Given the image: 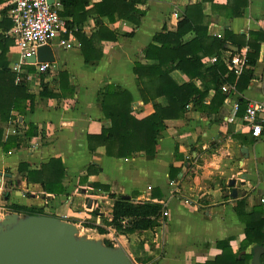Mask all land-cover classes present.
Wrapping results in <instances>:
<instances>
[{
  "label": "crops",
  "instance_id": "obj_1",
  "mask_svg": "<svg viewBox=\"0 0 264 264\" xmlns=\"http://www.w3.org/2000/svg\"><path fill=\"white\" fill-rule=\"evenodd\" d=\"M87 1L86 9L100 2ZM229 1L147 0L141 6L145 16L138 26L117 19L110 24L106 18L102 19L115 31L117 40L100 45V59L84 62L75 31L71 29L75 44L72 49L65 50L56 42L49 45L54 62L45 74L41 73L46 76L43 80L37 72H26L27 66H23L22 71L27 73L25 82L35 101L23 115L14 112L9 121L0 122L1 142L16 137L20 144L3 152L0 143V210H7L4 216L15 214L7 208L12 205L41 208L73 224L87 239L109 241L139 264H201L221 254L218 243L237 253L245 238V224L236 212L238 202H244L242 210L247 215L254 209H262L264 219V136L256 138L250 134L243 111L249 102L264 101V43L246 86L247 76L236 86L240 75L233 73L234 83L224 85L231 87L229 92L221 90L224 101L208 113L206 108L214 91L207 82L209 91L204 105H198L196 110L189 104L183 119L168 122L167 129L160 134L155 155L111 158L105 155L103 147L91 152L87 142L88 135L99 134L109 126L100 108L101 93L107 86L131 94L137 119L153 112L152 103L141 100L133 67L137 62L155 64L144 59L143 50L163 29L175 30L188 6L201 5L200 18L207 24L209 36L222 38L229 31L247 39L251 32H264V0H247L240 17H229ZM7 12L8 0H0V54L6 49V62L13 72L19 54L9 34L12 22ZM94 27V20L89 18L82 31L88 36ZM226 47L237 52L232 45ZM243 50L248 52L245 47L237 53ZM229 54L225 52L222 57ZM208 60L206 57L201 62L208 67L212 65ZM226 70L224 77L230 72L227 66ZM171 78L179 85L189 81L180 71L171 73ZM193 81L203 91L200 81ZM41 82L58 97H40ZM156 102L166 106L163 97ZM237 103H241L242 110L233 112ZM29 124L37 128L39 136L30 139L25 136ZM55 157L60 158L65 169L62 180L65 194L45 199L42 187L27 183L26 172L20 173L19 166L24 163L31 169H39ZM89 166L94 169L87 176ZM172 166L179 173L170 180ZM231 181L235 182L233 187L229 186ZM93 183L107 186L108 192L93 188ZM232 189L236 190V196H231ZM109 194L136 202L160 200L168 212L164 227L153 232L117 234L103 225L113 204ZM96 227L103 228L105 233L99 234ZM252 247L248 246L245 253H250Z\"/></svg>",
  "mask_w": 264,
  "mask_h": 264
},
{
  "label": "trees",
  "instance_id": "obj_2",
  "mask_svg": "<svg viewBox=\"0 0 264 264\" xmlns=\"http://www.w3.org/2000/svg\"><path fill=\"white\" fill-rule=\"evenodd\" d=\"M60 1L62 11L59 15L70 19L67 27L75 31L74 35L80 44L84 62L88 63L101 58L100 45L103 42L117 40L115 31L105 25L102 19L106 18L110 24L117 19L138 26L145 16V11L141 9V6H144L147 0H100L90 9H86L87 0ZM246 6L247 0H230L228 3L229 17L242 16ZM201 10L200 4L188 6L183 17L177 22L175 30L163 29L153 36L152 42L143 50V56L146 61L155 62V64L138 62L134 64L133 74L136 86L141 100L144 103H152L153 112L151 114L137 119L132 110L133 98L128 91L115 86H107L103 90L100 108L105 118L109 120V126L102 128L99 134L87 136L88 149L91 152L98 147H103L106 156L117 159H129L139 154L155 155L160 134L167 129L168 122L183 119L189 104H192L196 110L198 105H204L203 100L209 91L207 82L212 85L214 91L212 102L206 108L209 109L208 113L212 112L214 105L220 107L225 99V94L221 92L222 86L226 83L233 84L235 81L233 72H229L228 76L224 77L227 70L221 58L225 52L233 54L242 48L248 49V69L240 74L236 86L244 76H247L245 86L251 80V68L258 60L260 45L264 43V32H251L247 39L242 35L235 36L229 31H225L222 38L209 36L207 24L200 18ZM5 14L4 12V17ZM89 18L94 20L95 27L87 36L82 31V27ZM5 21L4 18L3 22ZM3 40L7 39L3 38ZM227 45L234 46L237 52L230 51ZM4 50L0 54V122L2 123L12 118L11 113L23 115L27 109L30 110L33 107L35 101V96L30 93L25 82V75H22L21 82L15 83L16 74L11 71L6 62V49ZM206 57H217L218 61L207 67L201 62ZM174 71H180L189 81L177 84L171 78V73ZM26 72L34 74L37 71L34 66H27ZM43 74H39L41 80L46 77ZM194 79L200 81L203 91L195 85ZM39 96L58 97L48 92L43 82L40 84ZM162 97L166 100V106L156 102ZM241 107L239 103V108L242 110ZM39 135L40 132L35 126L31 124L27 126V131H25L27 138ZM0 143L3 152H8L11 147H20V144L16 142V137L1 142V132ZM92 169L94 167L89 166L87 176L90 175ZM19 172H26L27 183L38 184L42 187L45 199L65 194V188L62 185L65 169L60 158L49 159L39 169H31L28 164L23 163L19 166ZM178 173L179 169L170 167L169 179L176 178ZM91 185L98 190L106 192L109 190L104 185L96 183ZM109 197L113 199V204L110 216L104 219L103 225L112 228L117 234L153 232L161 226V221L165 220H162L163 205L158 199L136 202L114 194H109ZM243 205L244 202H238L236 208L239 219L245 224V238L239 251L233 254L228 246L218 243L217 245L221 246V254L201 264H249L253 249L259 246L264 247L263 210L254 209L251 214L247 215L242 210ZM7 208L10 213L24 216L54 217L53 214L45 213L43 209L36 207L12 205ZM95 229L99 234L105 233L103 228L96 227ZM103 243L108 247L113 246L106 240ZM250 245H253L250 253H245ZM260 262L264 264V253L260 257Z\"/></svg>",
  "mask_w": 264,
  "mask_h": 264
},
{
  "label": "water",
  "instance_id": "obj_3",
  "mask_svg": "<svg viewBox=\"0 0 264 264\" xmlns=\"http://www.w3.org/2000/svg\"><path fill=\"white\" fill-rule=\"evenodd\" d=\"M27 62L53 63L51 47L37 48ZM231 196H236L235 189ZM78 234L73 224L57 217L8 214L0 219V264H133L121 248ZM263 253L264 247H255L251 264H262Z\"/></svg>",
  "mask_w": 264,
  "mask_h": 264
},
{
  "label": "built area",
  "instance_id": "obj_4",
  "mask_svg": "<svg viewBox=\"0 0 264 264\" xmlns=\"http://www.w3.org/2000/svg\"><path fill=\"white\" fill-rule=\"evenodd\" d=\"M59 10L60 0H53L51 4L48 0H8L7 15L12 22L9 34L13 38L19 54V63L12 68L16 74V83L23 80L22 75H26L21 69L23 66H34L38 74L49 70L48 63L30 64L27 62V59L35 54L37 48L49 46L54 42L65 50L74 47L72 30L68 29L66 18L59 15ZM221 60L235 76L240 75L244 69L248 68L246 50L237 54H229L222 57ZM208 61L213 64L218 59L211 57ZM230 89L229 86L221 88L224 93H228ZM237 111H239L238 103L233 106V112ZM244 120L253 137L264 136V101L247 103ZM167 216L168 212L163 209L162 220ZM164 221H161L160 227L162 228Z\"/></svg>",
  "mask_w": 264,
  "mask_h": 264
},
{
  "label": "rangeland",
  "instance_id": "obj_5",
  "mask_svg": "<svg viewBox=\"0 0 264 264\" xmlns=\"http://www.w3.org/2000/svg\"><path fill=\"white\" fill-rule=\"evenodd\" d=\"M4 211L6 212L7 210H0V219H3V216H4ZM63 221V220H62ZM78 237H81L83 235H81L80 233L77 235ZM133 264H139L138 262H134V261H131Z\"/></svg>",
  "mask_w": 264,
  "mask_h": 264
}]
</instances>
